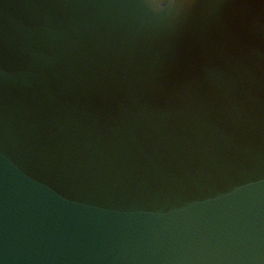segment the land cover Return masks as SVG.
<instances>
[{"label":"water","instance_id":"obj_1","mask_svg":"<svg viewBox=\"0 0 264 264\" xmlns=\"http://www.w3.org/2000/svg\"><path fill=\"white\" fill-rule=\"evenodd\" d=\"M0 264H264V0H0Z\"/></svg>","mask_w":264,"mask_h":264}]
</instances>
